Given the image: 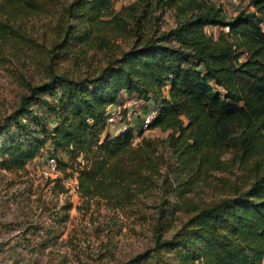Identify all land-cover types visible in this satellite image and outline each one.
Returning a JSON list of instances; mask_svg holds the SVG:
<instances>
[{
	"label": "trees",
	"instance_id": "trees-1",
	"mask_svg": "<svg viewBox=\"0 0 264 264\" xmlns=\"http://www.w3.org/2000/svg\"><path fill=\"white\" fill-rule=\"evenodd\" d=\"M50 1L0 0V40H14L16 17ZM156 1L174 9L173 25H151L145 5L137 13L138 0L133 2L128 7L137 40L96 74L73 78L49 71L38 84L24 82L16 107L0 123V167L23 169L48 143L47 154H70L67 161L58 159L57 168L76 171L81 204L103 200L112 207L144 204L160 179L172 193L173 210L185 217L164 236L170 226L158 209L153 245L124 264L149 257L157 264H262L264 0H248L252 10L242 8L231 17L207 0ZM106 2L71 0L66 10L97 25L100 15L109 14ZM111 19L124 27L121 16ZM205 25L228 29L212 38ZM59 85L55 122L47 126L30 103ZM124 93L157 105L148 128L167 130L165 137L141 136L132 145V125L112 136L102 131L105 106ZM197 184L208 189V198L186 195Z\"/></svg>",
	"mask_w": 264,
	"mask_h": 264
},
{
	"label": "rangeland",
	"instance_id": "rangeland-1",
	"mask_svg": "<svg viewBox=\"0 0 264 264\" xmlns=\"http://www.w3.org/2000/svg\"><path fill=\"white\" fill-rule=\"evenodd\" d=\"M70 1L51 0L35 12L22 13L13 24L17 29L15 39L0 40V123L16 107L18 97L24 93L25 81L38 84L48 78L49 71L73 78L96 74L108 58L127 50L137 40L129 16L132 9L128 7L137 0H106L109 14L100 15L97 25L70 16L66 10ZM207 1L220 5L226 17L237 9L227 0ZM240 1L242 8L252 10L248 0ZM143 5L151 25L160 30L173 25V8L156 0H138L134 12H140ZM113 15L121 16L123 28L113 24ZM261 27L264 29L263 23ZM220 30L223 31L222 27L216 26V36ZM209 33L205 31L215 38ZM61 88L59 85L43 92L30 103L47 126L55 122L52 105ZM127 122L136 132L132 145L141 136L163 138L167 133L158 127L142 129L133 117ZM110 127L103 123L102 131ZM49 148L46 143L33 159L25 162L23 169L0 167V264H124L153 245L152 225L158 209L170 226L164 236L184 219L185 214L173 210L172 193L167 185L161 187L160 179L151 188L150 196L142 199L144 204L112 207L103 200L81 204L76 171L59 168L54 181L40 176L38 166L43 164ZM52 155L59 167L58 159H70L68 152L60 150L53 153L52 149ZM76 160L81 161V156ZM186 195L197 201L208 198L209 191L197 184ZM168 254L164 251L166 258ZM139 264L157 263L155 257H149Z\"/></svg>",
	"mask_w": 264,
	"mask_h": 264
},
{
	"label": "built area",
	"instance_id": "built-area-1",
	"mask_svg": "<svg viewBox=\"0 0 264 264\" xmlns=\"http://www.w3.org/2000/svg\"><path fill=\"white\" fill-rule=\"evenodd\" d=\"M234 5L237 9L241 7L240 0H227ZM223 31H227L228 27H222ZM158 107L151 99H142L134 96H129L124 93L119 102L110 103L105 106L104 122L111 127L106 130L105 134L112 136L123 131L129 123L130 117H136L139 121V126L142 129L148 128L149 124L157 114ZM38 172L44 179L52 181L58 174L57 162L53 155L46 154L43 164L38 166ZM264 264V259H262Z\"/></svg>",
	"mask_w": 264,
	"mask_h": 264
},
{
	"label": "crops",
	"instance_id": "crops-1",
	"mask_svg": "<svg viewBox=\"0 0 264 264\" xmlns=\"http://www.w3.org/2000/svg\"><path fill=\"white\" fill-rule=\"evenodd\" d=\"M215 28H216L215 25H205L203 29H204V32L209 31L210 32L209 34L216 37ZM263 259H264V253H263Z\"/></svg>",
	"mask_w": 264,
	"mask_h": 264
}]
</instances>
